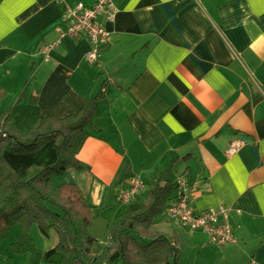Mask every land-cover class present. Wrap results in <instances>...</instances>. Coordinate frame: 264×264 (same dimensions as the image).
<instances>
[{
    "label": "crops",
    "instance_id": "crops-1",
    "mask_svg": "<svg viewBox=\"0 0 264 264\" xmlns=\"http://www.w3.org/2000/svg\"><path fill=\"white\" fill-rule=\"evenodd\" d=\"M114 7V20H102L108 41L96 47L85 36L60 37L64 4L0 0V113L27 134L42 118L79 113L99 94L96 129L78 154L84 169L54 184L78 185L89 205L106 209V220L132 206L120 201L132 177L145 183L137 200L185 178L197 212L230 210L237 242L211 244L165 211L156 227L176 238L179 264H264V0H114ZM234 139L245 145L228 156ZM20 235L11 228L0 264ZM32 236L36 251L13 256V264H46L44 252L59 243L54 230L46 236L34 227ZM108 242L107 232L93 254Z\"/></svg>",
    "mask_w": 264,
    "mask_h": 264
},
{
    "label": "trees",
    "instance_id": "trees-1",
    "mask_svg": "<svg viewBox=\"0 0 264 264\" xmlns=\"http://www.w3.org/2000/svg\"><path fill=\"white\" fill-rule=\"evenodd\" d=\"M100 98L88 97L77 114L42 118L27 134L13 129L10 113H0V245L12 227L21 230L7 264H13V256L36 251L34 227L46 236L51 230L59 235L57 246L43 254L46 264H179L176 238L156 227L176 197L177 183L156 184L124 211L120 222H108L109 242L93 254L98 239L89 227L106 209L89 205L78 185L53 182L70 169H84L78 154L89 130L96 129Z\"/></svg>",
    "mask_w": 264,
    "mask_h": 264
},
{
    "label": "built area",
    "instance_id": "built-area-1",
    "mask_svg": "<svg viewBox=\"0 0 264 264\" xmlns=\"http://www.w3.org/2000/svg\"><path fill=\"white\" fill-rule=\"evenodd\" d=\"M57 4H64L63 18L66 23L65 30L57 27L60 37H71L79 39L85 36L92 45L96 46L108 41L109 33L102 24L112 22L116 16L114 0H93L91 5L84 2H77L73 5L67 4L65 0H54ZM56 43L47 47V50L54 47ZM99 57V50L90 52L88 59L94 62ZM245 145L242 139H234L229 144L226 153L228 156L237 154ZM145 187L140 177H132L128 189L123 193L122 202L130 204L137 199ZM177 193L173 202L166 209V215L170 221L177 222L190 232H204L211 244L224 246L237 242L235 227L231 223L230 210L224 206L209 209L204 212H197L191 200V193L188 182L181 178L177 182Z\"/></svg>",
    "mask_w": 264,
    "mask_h": 264
},
{
    "label": "rangeland",
    "instance_id": "rangeland-1",
    "mask_svg": "<svg viewBox=\"0 0 264 264\" xmlns=\"http://www.w3.org/2000/svg\"><path fill=\"white\" fill-rule=\"evenodd\" d=\"M150 185L147 186V188L149 187ZM128 189V188H127ZM126 189V190H127ZM125 190V191H126ZM144 190V188L142 189ZM124 191V192H125ZM149 191V190H148ZM123 192V193H124ZM141 193V192H140ZM123 196V194H122ZM137 200V199H136ZM136 200L134 201H131V204H126V205H135L136 204ZM121 203L122 202V197H121ZM124 204V203H123ZM124 209L122 206H119L118 209L116 211H113V212H109L108 215H107V219H100V218H97L93 224L89 227V232L91 234H93V236H95L97 239H98V244H96L94 247H93V251H96L98 250L99 248L102 247V245H100V242L101 241H104L107 237V232H108V229H107V221H111V220H114L115 216L117 217V221H115L116 223L120 222V220L122 219V215H123V212H124ZM102 218V217H101ZM166 220H168L167 218H165ZM16 227H19V226H16ZM15 231V229L13 228V232ZM2 244V243H1ZM2 249V248H1ZM94 253V252H93ZM4 257L1 256L0 254V259H3ZM4 264H7V260H6V263Z\"/></svg>",
    "mask_w": 264,
    "mask_h": 264
},
{
    "label": "bare ground",
    "instance_id": "bare-ground-1",
    "mask_svg": "<svg viewBox=\"0 0 264 264\" xmlns=\"http://www.w3.org/2000/svg\"><path fill=\"white\" fill-rule=\"evenodd\" d=\"M131 204V203H130Z\"/></svg>",
    "mask_w": 264,
    "mask_h": 264
}]
</instances>
